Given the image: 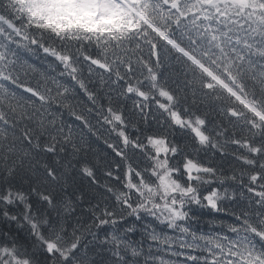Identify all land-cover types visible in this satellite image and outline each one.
<instances>
[{
    "label": "snow or ice",
    "instance_id": "snow-or-ice-1",
    "mask_svg": "<svg viewBox=\"0 0 264 264\" xmlns=\"http://www.w3.org/2000/svg\"><path fill=\"white\" fill-rule=\"evenodd\" d=\"M37 50L74 84L44 73L29 83L35 68L23 53ZM168 59L177 66L175 87L160 71ZM76 86L91 107L77 110ZM129 97L139 99L126 115L121 100ZM153 104L156 123L186 132L194 152L231 154L241 167L224 176L166 132L129 136L134 117L146 120ZM65 111L80 124L67 123ZM93 112L121 141L108 145L115 155L127 161L129 150L139 152L145 168L128 164L114 174L108 165L101 181L100 162L85 159L83 128L93 131ZM73 172L114 207L97 203L82 220L83 196L57 194ZM214 180L236 182L247 201L231 213L232 236H197L183 223L190 204L227 211V188L201 192ZM0 218L27 233H0V264H178L162 251L192 264H264V0H0ZM138 224L147 248L127 238Z\"/></svg>",
    "mask_w": 264,
    "mask_h": 264
},
{
    "label": "trees",
    "instance_id": "trees-1",
    "mask_svg": "<svg viewBox=\"0 0 264 264\" xmlns=\"http://www.w3.org/2000/svg\"><path fill=\"white\" fill-rule=\"evenodd\" d=\"M183 145H184L185 149L193 151V146L188 141H184ZM186 145H187V147H185ZM85 149L88 153H90L87 150V148H85ZM212 160H215V158H213ZM96 161H97V159L95 158L93 160V162H96ZM108 165L111 166V163H109V162L103 163V166H105V167ZM72 174L69 176V184L66 186V194L65 195L73 196V194H74V196H80V195L83 196V199L80 201V207H77L76 212L78 215L81 216L82 220H84L85 222H88L89 216H90V208H92L97 203H99L100 207L102 208L103 203L106 200L101 196L100 192H98L97 189L90 187L87 182L83 183V181H81L80 183H78L77 180L79 179L78 178L79 176L76 175L75 172H73ZM100 174H99V176L101 177V181L103 182V176ZM75 179H77V180H75ZM24 187L27 188L26 185ZM57 194L62 197L61 193L57 192ZM74 196H73V198H74ZM33 199H35V197H33ZM5 231L7 233H9L10 236H15V235H17V233H19L20 236L23 238L27 235L26 229H18L17 225L15 223H9V222L5 221L3 218H0V233H4ZM103 235H104V233L101 232V234H100L101 239H103ZM90 239H91V237H90Z\"/></svg>",
    "mask_w": 264,
    "mask_h": 264
},
{
    "label": "rangeland",
    "instance_id": "rangeland-1",
    "mask_svg": "<svg viewBox=\"0 0 264 264\" xmlns=\"http://www.w3.org/2000/svg\"><path fill=\"white\" fill-rule=\"evenodd\" d=\"M77 181H78V183H80L82 180L79 178ZM68 184H69V182H68ZM57 192L61 193L62 197L65 196V194H66V191L65 192H60L59 189L57 190Z\"/></svg>",
    "mask_w": 264,
    "mask_h": 264
},
{
    "label": "bare ground",
    "instance_id": "bare-ground-1",
    "mask_svg": "<svg viewBox=\"0 0 264 264\" xmlns=\"http://www.w3.org/2000/svg\"><path fill=\"white\" fill-rule=\"evenodd\" d=\"M73 175V174H72ZM73 177V176H72ZM76 177V176H75ZM79 178V177H78ZM75 180H77V179H75ZM86 187V186H85ZM85 189V188H84ZM88 189V188H87ZM74 190V189H73ZM86 190V189H85ZM90 192V191H89ZM69 193V192H68ZM87 195V194H86ZM3 230V229H2ZM6 232V231H5Z\"/></svg>",
    "mask_w": 264,
    "mask_h": 264
}]
</instances>
